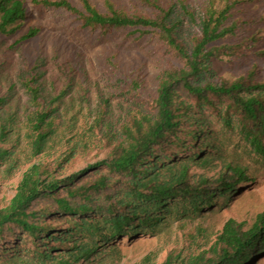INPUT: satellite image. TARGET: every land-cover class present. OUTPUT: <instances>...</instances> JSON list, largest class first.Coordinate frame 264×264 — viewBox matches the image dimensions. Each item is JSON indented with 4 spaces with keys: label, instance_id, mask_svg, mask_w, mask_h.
<instances>
[{
    "label": "trees",
    "instance_id": "trees-1",
    "mask_svg": "<svg viewBox=\"0 0 264 264\" xmlns=\"http://www.w3.org/2000/svg\"><path fill=\"white\" fill-rule=\"evenodd\" d=\"M254 1L0 0V264H257L264 207L206 225L251 179L215 145L206 110L264 160V14L244 5ZM28 4L102 35L151 36L158 72L150 80L145 57L101 49L99 69L117 80L105 90ZM140 235L158 243L132 242Z\"/></svg>",
    "mask_w": 264,
    "mask_h": 264
},
{
    "label": "rangeland",
    "instance_id": "rangeland-1",
    "mask_svg": "<svg viewBox=\"0 0 264 264\" xmlns=\"http://www.w3.org/2000/svg\"><path fill=\"white\" fill-rule=\"evenodd\" d=\"M259 3V7L254 11L264 14V0L258 2H247L244 4L251 9L254 5ZM30 13V21L41 28V31L49 35H59L65 40L67 46V55L72 59L73 63L78 64V57H83L86 65H93L95 70L91 73V79L97 80L101 87L107 91L113 92L116 90L115 81L116 78L109 70L102 71L99 69V62L102 57L101 49H107L110 53H118V57L122 60H135L141 57L146 58L145 67L150 73V80L158 72V60L160 59V51H155L157 43L151 36L143 38H136V34L133 33L132 28L116 29L102 35L97 30L84 29L80 25V21L73 15L61 9L52 8H40L33 9L29 4L27 7ZM264 42V39H262ZM264 45V43H263ZM247 58L240 59L239 62L234 60L231 62L236 69L241 67L243 63L247 62ZM151 86L153 84L151 83ZM117 91V90H116ZM206 114L211 119L213 141L220 151L225 152L228 157L238 161L242 166L246 167L251 179L242 181L237 187L235 193H232V205L230 208H218L213 207L208 209L215 215L211 218H207L206 225L216 224L215 221H219L216 226L208 229L216 231L221 227V224L229 217L233 215L237 221H242L243 218H249V214L254 210L263 208L264 204V160L257 158L253 152L245 146L239 131L235 129H228L224 126L221 117H219L212 109H207ZM1 189L6 194H13L11 190V180L2 183ZM256 209H255V208ZM205 220V221H206ZM55 223L54 219H51ZM152 239V240H150ZM134 241H150L148 247H155L158 243V239L150 235L136 236ZM152 241V242H151ZM213 238H210L211 243ZM132 242H128L127 237L119 238L115 243L119 245H126ZM154 242V243H153ZM208 245L205 244V247ZM147 249V248H146ZM140 253H143L139 250ZM257 264H264V255L256 260Z\"/></svg>",
    "mask_w": 264,
    "mask_h": 264
}]
</instances>
